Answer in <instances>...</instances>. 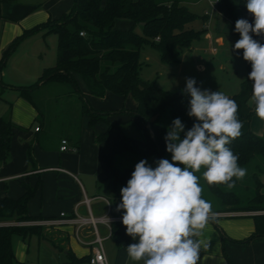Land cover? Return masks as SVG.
Masks as SVG:
<instances>
[{"label": "trees", "instance_id": "16d2710c", "mask_svg": "<svg viewBox=\"0 0 264 264\" xmlns=\"http://www.w3.org/2000/svg\"><path fill=\"white\" fill-rule=\"evenodd\" d=\"M5 0H0V2ZM246 0H218L217 12L229 20L234 27L237 19L245 18L249 22L252 17L245 7ZM240 14H235V9ZM199 17L192 13L180 0H74L71 9L57 19H49L46 23L26 30L5 52L0 63V71L18 42L23 38L41 30L57 36L56 63L45 68L40 77L32 84L20 87L21 97L31 100V94L47 83L71 84L79 93L82 102V115H88L89 125L95 126L105 120L107 114L96 111L88 104V100L80 89L79 81L85 89L98 98H104L107 92L120 96H131L136 101V115L150 125L153 132L155 150L150 152L129 142H114V152L106 156L111 174L108 182L112 187L118 183L127 185L134 171L120 168L114 158L124 152H136L141 159L155 155L158 159L171 155L166 151L165 135L175 118L186 117L190 97L183 92L161 89L156 82L142 77L145 66L140 53L145 45H150L160 54V59L168 65L177 64L182 54L191 48L194 41L200 38L205 30H195L192 24ZM130 20L133 26L128 30L115 28L116 20ZM142 24L143 34H137L134 26ZM84 35L81 36L80 33ZM254 39L264 43L260 37ZM242 54V52H241ZM243 56V54H242ZM247 74L251 64L247 61ZM252 94V81L247 78L241 84V92L229 96L239 105V119L249 121L255 112L248 101ZM124 110H121L123 112ZM165 120L167 122L165 123ZM15 130H23L10 118L0 117V163L8 161L11 142ZM70 140V139H69ZM68 140V141H69ZM75 149L79 148L80 138L77 136ZM105 134H95L94 141H107ZM229 147L239 157L242 167H252L255 188L244 192L226 185H211L206 182L208 191L219 201V212H258L264 211V193L258 178L260 166L264 161V134L257 135L249 131L241 134ZM28 159L33 165L34 157L31 145L28 148ZM259 160V161H258ZM24 194L18 199L0 198V264H13L12 236L14 234L26 239L33 235L44 237L38 226L18 227L15 222L55 219L56 217L31 216L28 212L30 200L42 188L38 180L35 187L21 182ZM255 232L250 237L237 243H249L253 239L264 237V214H255ZM122 223L112 224V236L117 238ZM118 244V243H117ZM58 248V246H56ZM69 264H89L90 256L77 258L71 251L66 254Z\"/></svg>", "mask_w": 264, "mask_h": 264}, {"label": "rangeland", "instance_id": "374dc122", "mask_svg": "<svg viewBox=\"0 0 264 264\" xmlns=\"http://www.w3.org/2000/svg\"><path fill=\"white\" fill-rule=\"evenodd\" d=\"M180 1L182 2V5L186 6L187 9L199 17L193 24L194 28L196 30H202L204 29V25H207L208 29H204L205 31L200 38L194 41L189 50L185 51L187 57H191L192 60L189 59L187 62L185 61L186 63L184 66L180 67V72L178 71L177 66L166 65L163 63L160 59V54L156 49L150 45H145L140 53V59L145 61V57L148 55L152 62H149L144 66L142 73L143 78L149 77V81L156 82L157 85L166 91H177L180 88H185L186 78H195L197 86L201 87V89L222 91L228 96L239 94L241 92V84L247 78L248 74L246 64L240 54L241 50L233 51V46L240 37L234 33V27L231 22L218 16L217 6H211V2L216 3V0ZM71 7L64 13H67ZM235 14H240V9L238 7L235 9ZM46 19H38L37 24L41 25L46 23ZM133 29L137 34H143L142 24L135 25ZM218 36H224L225 39L223 44L217 43L216 38ZM261 39L264 41V38ZM57 42L58 38L53 33H47L45 30L33 33L29 37H25L18 42L1 68L0 117L10 118V120L18 127L23 128V130H21L23 131L22 133H20L21 131L19 130L15 131L13 140L16 143L25 145L28 143L33 144V134L32 136L28 134L31 131L35 132V127L39 130L42 128L44 133H42L40 137H46L47 139L45 142L48 141L50 143H52V137L54 135H59L62 132L67 134L69 126H71V129L73 130L71 133L78 135L79 138L82 135V102L76 88L71 84L47 83L31 94V100L21 97L20 93H17L20 87L28 85V81H30L29 76H32V74L29 73H31L34 64L35 66H39L40 73L43 71V68L55 65ZM213 48L217 50L216 53L211 52V49ZM200 65H202L204 69H201L199 67ZM18 95H20L21 98H19ZM251 107L254 108V105H251ZM41 114L45 117V126L42 124L44 121L41 119ZM106 117L107 115L105 118ZM166 121L167 120H165V123ZM130 128L133 129V126ZM262 129L263 131H261V135L264 134V127ZM166 158L171 160L170 155ZM140 160H142L141 155L136 152H125L119 154V156L117 155L115 158V162L119 167L122 169L130 168L133 170ZM146 160L152 167H155V161L158 160V158L155 155H152L146 158ZM258 164L260 166V171L257 172L258 178L262 184L261 187L264 193V161L260 159ZM35 165L36 167L38 166L37 163ZM2 166L3 164L0 163L1 173ZM245 168L247 169L246 176L243 180L237 181L238 183L235 187L237 191H243V193L248 191V188L249 190L255 188V180L253 177L254 171L252 167ZM197 175H200V173ZM41 179L43 190L42 192H38L30 200L28 206V210H30L29 214L38 215L42 212L47 215L59 216L61 211L68 214L65 207H63L64 202L59 200V197L61 196L55 193L57 188L54 187V177L51 174L46 173L41 175ZM79 179L85 186L89 197L103 195L97 196L94 199V202L91 204L93 209H100L102 207L104 202L102 198H110L112 201L113 214L123 215L122 211H116V206L121 202L120 189L124 187L123 184H117L116 188L113 190L111 188L108 189L106 184L102 183L101 180L96 181L94 176H87L84 177V179L80 176ZM11 181L12 179H6V181L2 183L0 193H2L4 197L8 192L6 185H9L10 187ZM28 183L30 186L35 187L37 180L33 181L34 184L32 181ZM201 184L203 185V198L212 203L213 210H218L220 208L219 201L208 191L203 179H201ZM17 186L21 188L19 184ZM62 186L63 188L76 191L75 188L73 189L65 184H62ZM84 209H86V207H84ZM84 209L82 214H77V217L89 216L88 213L84 212ZM31 211H34V213ZM251 213L264 214V211ZM97 214L98 213L95 212V215H92L95 218H99V214ZM41 222L42 220H38V223L36 224L31 221L14 223V225L18 227L38 226L41 228V233L45 236L38 237L33 235L24 239L19 235L14 234L11 240L12 251L14 254L13 264H69L65 250L61 251L56 248L58 242L53 240L52 233L57 226L41 224ZM123 228H125V226L122 224V230L119 234L120 245H122ZM74 239L79 246L88 243L81 237L79 241L75 237ZM103 246L107 258L110 257L113 259L116 256L118 249L115 237H112L103 243ZM82 248L85 247L82 246ZM256 260V264H264V254H260Z\"/></svg>", "mask_w": 264, "mask_h": 264}, {"label": "crops", "instance_id": "0c3cea01", "mask_svg": "<svg viewBox=\"0 0 264 264\" xmlns=\"http://www.w3.org/2000/svg\"><path fill=\"white\" fill-rule=\"evenodd\" d=\"M73 2L74 0H5L0 2V63L5 52L16 41L17 38L21 36L26 30H30L38 25V19L47 18V21L49 19H57L72 6ZM217 14L218 16L222 17L218 12ZM193 24L192 27L194 28ZM132 26L133 22L130 20L119 19L115 21V28L118 30H128ZM203 28L205 30L208 29L207 25H204ZM224 39V36H218L216 41L218 44H223ZM213 49H211V52L216 53L217 50L213 52ZM189 59L192 60L191 57L188 58L187 54L184 52L180 58V61L172 66H177L178 71L180 72V67H183ZM142 62L147 65L152 61L147 55L145 57V61ZM199 67L204 69L202 65ZM44 69L45 68H43V70ZM42 72L40 73L39 66H35L34 64L31 73H29L32 74V76H29L30 81H28V85L35 82L40 77ZM148 78L144 79L148 80ZM79 85L81 91L88 100L90 107L96 111L107 114L105 120L97 122L95 126L92 127L89 125L88 115L86 114L81 116L82 135L80 137L78 149L73 147L74 143L76 142L75 138H77L78 135L71 133L73 132L71 126H69L67 134L62 132L59 135H54L52 137V143L48 141L45 142L47 138L43 136L40 137L44 131L42 128L40 130H36L37 127H35V132L31 131L28 134L30 136L33 134V144L28 143L27 145L14 142L13 139L16 131L15 130L11 143L12 149L10 150V157L8 161L3 164L2 173L0 172V188L6 179H12L10 182V187L9 185H6L8 192L5 197L8 196V198L11 199H18L24 194L21 182L28 183L32 181L33 183V181L36 180L37 182L38 180L42 181L41 175L48 173L54 177V187L57 188L55 193L61 196L59 197V200L64 202L63 207H65L67 210L68 216L77 217V214L83 213V209L86 207V205L83 204V199L84 195H86L91 199L90 208L93 215H95V212H97L99 217L103 215H109L110 217H122L121 215L113 214L112 201L110 198H102L104 201L102 207L100 209H93L91 204L94 202V199L97 196L103 195L89 197L86 188L79 177L81 176L84 179V177L87 176H94L96 181L101 180L102 183L106 184L108 189L111 188L114 190L117 185L112 187L107 181L111 174V168L105 160L106 156H111L114 152L113 141H126L133 146H137L152 152L155 150L153 132L148 123L136 115L131 114V111L136 109V101L131 96L125 97L107 92L104 98H98L92 96L85 89L81 81H79ZM17 93L19 94L20 91L18 90ZM18 97L21 98L20 95H18ZM121 110L124 111L121 112ZM41 119L44 121L42 123L44 125L46 122L44 120L45 117L42 114ZM180 119L185 125V130L190 129L195 122L194 119L190 118L189 116L182 117ZM242 123L243 127L241 129V134L249 131L257 135L262 134L261 131H263L262 128L264 127V120L259 119L256 115H254L249 121ZM131 126H133V129L130 128ZM22 132L23 131L20 133ZM95 134H105L108 140L95 142ZM62 139H70V151H60ZM29 145H31L32 154L34 157L33 165H31L28 159ZM35 162L38 165L37 167ZM16 183H18L21 188H19L17 186L18 184ZM62 184H65L73 189L75 188L76 191L63 188ZM42 190L43 185L38 192H42ZM2 197L4 198V195L0 193V198ZM105 199L109 201V205ZM84 210V212L88 213L89 215L87 207ZM29 211L30 210H28V212ZM213 211L216 213L217 218L214 221L210 220L209 224L206 226L202 232V235L200 236V239L203 240L208 245V247L201 251V258L198 264H256V258L260 256V254H264V237L253 239L249 243H237L254 234L255 221L253 216L255 214L251 212ZM31 212L34 213V211ZM62 213L64 212L61 211L59 216ZM29 215L41 216L45 218L59 217L47 215L46 213L43 214L42 212H40L38 215ZM125 229L126 228H123L122 231V245H120L119 234L122 230L121 225L117 238H115L118 243L116 256L113 259L110 257L107 258L108 264H134V262H132L127 256L126 247L129 244L135 243L137 241H134L131 237H129L124 231ZM76 231L77 230L74 225H61L53 230V240L58 242L59 250H65V254H67L68 251H71L77 258L90 256L92 253L90 244L94 239L92 231L89 228H84L78 233ZM99 233L104 238L105 243L113 237L112 225L111 229L105 225H99ZM73 236L78 241L80 237L85 239L88 243L81 244L85 248L79 246ZM140 264H142V262H140Z\"/></svg>", "mask_w": 264, "mask_h": 264}, {"label": "clouds", "instance_id": "9594fccd", "mask_svg": "<svg viewBox=\"0 0 264 264\" xmlns=\"http://www.w3.org/2000/svg\"><path fill=\"white\" fill-rule=\"evenodd\" d=\"M244 5L252 21L235 22L240 38L233 51L242 50L251 64L248 103L264 120V43L253 38H264V0H246ZM183 92L190 97L187 115L195 122L185 130L180 118L172 121L164 137L171 160L158 159L155 167L140 160L120 189L116 211L123 212L126 234L137 241L126 247L134 264H198L208 247L200 236L217 218L212 203L202 196L201 179L231 189L247 174L229 147L243 127L236 101L222 91L201 89L195 78H186Z\"/></svg>", "mask_w": 264, "mask_h": 264}, {"label": "built area", "instance_id": "2783aa9c", "mask_svg": "<svg viewBox=\"0 0 264 264\" xmlns=\"http://www.w3.org/2000/svg\"><path fill=\"white\" fill-rule=\"evenodd\" d=\"M218 0H216V3H211L212 7H215L217 5ZM81 36L84 35L83 32L80 33ZM216 49H213V52H215ZM36 130H39L38 128ZM71 147L69 145V141L67 139L61 140V146L60 151L61 152H67L70 151ZM107 204L109 205V201L105 199ZM91 199L88 198L86 195H84L83 204L86 205L89 216L88 217H70L65 213H62L58 218L55 219H46L42 220L41 224H46L50 226H61L64 224L68 225H74L76 227V232H80L84 228H89L93 235L94 239L91 242V258L89 264H108V260L104 251V238L99 233V225H105L109 229H111V225L113 223H122V217H110L109 215L95 218L91 213L90 208ZM34 222V224L38 223V221H31ZM126 232V229L124 230Z\"/></svg>", "mask_w": 264, "mask_h": 264}]
</instances>
